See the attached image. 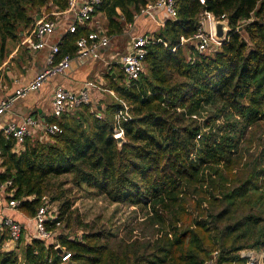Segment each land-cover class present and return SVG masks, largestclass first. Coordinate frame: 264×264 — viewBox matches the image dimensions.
I'll use <instances>...</instances> for the list:
<instances>
[{
  "label": "trees",
  "instance_id": "16d2710c",
  "mask_svg": "<svg viewBox=\"0 0 264 264\" xmlns=\"http://www.w3.org/2000/svg\"><path fill=\"white\" fill-rule=\"evenodd\" d=\"M154 1L102 0L96 14L106 19L104 34H122ZM204 2L175 0L176 16L152 34L138 79L108 77L117 101L52 117L48 124L61 134L26 138L19 151L13 139H0L7 200L19 201L16 210L28 218L43 196L58 203L46 229L70 254L63 263L53 245L26 241L22 227L7 250L0 227V264H206L215 253V264H246L241 251L264 252V0ZM53 8L66 10L68 0H0V53L20 34L35 36ZM203 11L225 15L231 31L200 54L180 38L197 32ZM88 32L68 35L59 58L74 54L73 43ZM122 103L127 117L115 124ZM67 183L133 207L137 227L124 225L120 236L119 228L84 221Z\"/></svg>",
  "mask_w": 264,
  "mask_h": 264
},
{
  "label": "built area",
  "instance_id": "2783aa9c",
  "mask_svg": "<svg viewBox=\"0 0 264 264\" xmlns=\"http://www.w3.org/2000/svg\"><path fill=\"white\" fill-rule=\"evenodd\" d=\"M201 5H204V0H198ZM102 0H82L77 9L74 11V18L67 28V33H76L78 27L85 26L92 22L98 7ZM76 0H68V7H74ZM154 12H162L164 19H171L176 16L175 0H155L149 3L135 16V19L141 15H151ZM216 22H228L225 15L215 17L208 11H203L199 18V27L197 32L191 38H180V44L194 42L198 53L204 54L211 48L218 47L223 41H219L214 36V24ZM162 23V21H161ZM161 23H159L161 25ZM131 27V24L127 26ZM55 24L50 20H43L39 22L36 28L35 40L29 41V47L32 50L47 49L45 58V67L41 70L30 82L19 87L14 92V99L23 98L28 93L39 90L44 83L56 76L62 75L66 72L73 61H82L86 59L99 58L98 50L104 48L109 44V38L103 32H89L85 35L79 36L75 42V52L72 55H64L59 58V44L58 42L48 46L47 37L54 31ZM229 30L230 27H229ZM154 42L152 36H134L131 37V50L125 55L121 61V70L125 75L127 82L137 80L145 69V56L147 54L146 47ZM14 99L0 100V117L9 110ZM90 105V94L87 89H82L78 92H72L63 88H57L52 96V116L59 119L64 114L72 112L79 107ZM123 111L115 116V124H118L122 118L127 117V107L122 103ZM195 118V116H193ZM39 124L32 117L24 118L20 125L9 124L5 127L0 126L1 132L6 139H13L15 141V151H19L26 138L31 135V129L37 127ZM43 127L45 135L61 134L62 129L58 124L39 125ZM115 140L123 139V131L116 126L113 132ZM1 154V150H0ZM11 182L7 181L0 185V194L4 193L7 197L11 196L7 191V187ZM19 201H8V208L16 210ZM54 211L49 209V200L46 196L41 198V205L37 209L35 215L31 218L33 224L34 235L33 238L42 240L47 244L53 245L54 249L59 248L55 239V235L46 229L47 222L56 220ZM60 227V223H56ZM0 227L5 228L9 234V242L7 244L13 246L21 236V225L10 217H3L0 222ZM240 257L246 259V264H258L257 255L254 251H241ZM70 254L63 251L61 260L63 263L68 262ZM216 253L212 255L211 259L206 264H215Z\"/></svg>",
  "mask_w": 264,
  "mask_h": 264
},
{
  "label": "crops",
  "instance_id": "0c3cea01",
  "mask_svg": "<svg viewBox=\"0 0 264 264\" xmlns=\"http://www.w3.org/2000/svg\"><path fill=\"white\" fill-rule=\"evenodd\" d=\"M82 0H76L74 7H68L64 11H57L55 8L51 11V18L43 16L41 21L50 20L54 22L55 29L47 37L48 46L58 42L59 53L61 46L65 45L68 35L67 28L74 18V11ZM38 19V20H39ZM167 20L164 19L162 12H154L151 15L138 16L131 27L124 30L120 35H114L109 38V44L98 50L99 58L86 59L82 61H73L70 68L62 75L50 79L37 90L28 93L23 98L14 99V92L19 87L30 82L45 67V58L47 49L32 50L29 47V41L35 40L33 37L20 34L17 42H7L5 50L0 53V100L14 99L11 107L0 117V126L5 127L9 124L20 125L24 118L32 117L40 125L48 124L52 116V96L57 88H63L68 91L78 92L87 89L90 94V105L97 108H104L110 101H116L115 93L110 89L111 82L108 77L112 76L113 80L121 70V61L131 50V37L134 36H152ZM162 21V23H161ZM161 23V25L159 24ZM78 28L87 29L89 32H103L106 28V19L102 13H97L91 23ZM88 32V33H89ZM127 38V41L121 39ZM115 41L114 50L111 49V42ZM125 43L126 53L120 60H114L115 50ZM67 43V42H66ZM67 46V45H66ZM65 47V46H64ZM73 48L75 45L73 43ZM74 52V51H73ZM65 55H71V52ZM111 103V102H110ZM31 129V135L28 138L33 140H45L47 135L44 134L42 126ZM4 136L0 129V139ZM5 140H8L4 138ZM0 171L2 169L0 168ZM7 196L0 194V222L3 217H10L21 225L24 231H28L26 241L33 238V224L26 226L27 217L18 210L8 208ZM11 250V245L5 247ZM264 260V252H255ZM263 254V255H262ZM262 255V256H261Z\"/></svg>",
  "mask_w": 264,
  "mask_h": 264
},
{
  "label": "rangeland",
  "instance_id": "374dc122",
  "mask_svg": "<svg viewBox=\"0 0 264 264\" xmlns=\"http://www.w3.org/2000/svg\"><path fill=\"white\" fill-rule=\"evenodd\" d=\"M121 40H124L126 42L127 38L124 37ZM114 44L115 41H112V50H114ZM115 52L116 53L113 54L114 60L112 61L120 60L121 57L126 53L125 43L122 42L121 46H119V48H117ZM106 101L107 103L112 102L109 99H107ZM90 106L91 109H94V106ZM65 178L66 177H62L61 180H64ZM63 188L65 190L67 189V197L73 200L74 208L79 212L84 221L92 222L97 229L116 230V228H119L118 234L120 236H123L124 225L131 224L132 227H137L134 218H138V216H136V214L133 212V207H129L125 204H110L104 198L96 196L93 191L75 187L71 183H67V185H65ZM47 199L49 200V197H47ZM49 209L55 212L56 210H58V203H51L49 200ZM27 219L28 220H26V226H32L31 218L27 217ZM57 232L60 234L64 233V231L62 230V226H60ZM136 232L138 235V230H136L135 233ZM76 233L77 235H81L80 231H76ZM148 234L149 232H146V235ZM27 236L28 231L25 230L24 238H26ZM262 259H260V256L257 255L256 260L258 264H264V260Z\"/></svg>",
  "mask_w": 264,
  "mask_h": 264
},
{
  "label": "water",
  "instance_id": "95a60500",
  "mask_svg": "<svg viewBox=\"0 0 264 264\" xmlns=\"http://www.w3.org/2000/svg\"><path fill=\"white\" fill-rule=\"evenodd\" d=\"M36 19L38 20L39 16H37ZM213 28H214V36L219 41H224L227 38L228 33L231 31L229 30L228 22H216ZM117 142L120 145L123 142V140L118 139ZM56 250L59 255L61 256L63 255V252L61 251L60 248H57Z\"/></svg>",
  "mask_w": 264,
  "mask_h": 264
}]
</instances>
